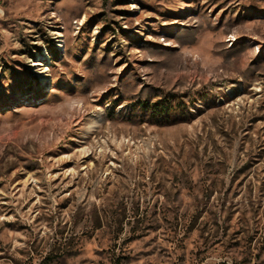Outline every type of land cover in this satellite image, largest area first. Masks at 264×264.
<instances>
[{"label": "rangeland", "instance_id": "1", "mask_svg": "<svg viewBox=\"0 0 264 264\" xmlns=\"http://www.w3.org/2000/svg\"><path fill=\"white\" fill-rule=\"evenodd\" d=\"M0 264H264V0H0Z\"/></svg>", "mask_w": 264, "mask_h": 264}, {"label": "trees", "instance_id": "2", "mask_svg": "<svg viewBox=\"0 0 264 264\" xmlns=\"http://www.w3.org/2000/svg\"><path fill=\"white\" fill-rule=\"evenodd\" d=\"M158 105H159V104L157 103V104L154 105V107H158Z\"/></svg>", "mask_w": 264, "mask_h": 264}, {"label": "bare ground", "instance_id": "3", "mask_svg": "<svg viewBox=\"0 0 264 264\" xmlns=\"http://www.w3.org/2000/svg\"><path fill=\"white\" fill-rule=\"evenodd\" d=\"M34 64H40V63L36 62V63H34Z\"/></svg>", "mask_w": 264, "mask_h": 264}]
</instances>
